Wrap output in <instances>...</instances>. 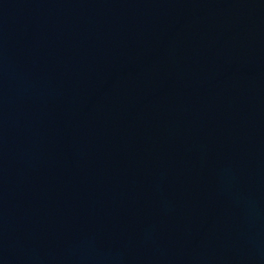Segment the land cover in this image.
I'll return each mask as SVG.
<instances>
[{"label": "water", "instance_id": "water-1", "mask_svg": "<svg viewBox=\"0 0 264 264\" xmlns=\"http://www.w3.org/2000/svg\"><path fill=\"white\" fill-rule=\"evenodd\" d=\"M0 264H264V0H0Z\"/></svg>", "mask_w": 264, "mask_h": 264}]
</instances>
